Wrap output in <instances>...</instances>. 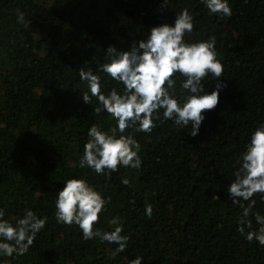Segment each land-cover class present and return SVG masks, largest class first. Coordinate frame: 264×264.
I'll return each mask as SVG.
<instances>
[{
	"label": "trees",
	"instance_id": "16d2710c",
	"mask_svg": "<svg viewBox=\"0 0 264 264\" xmlns=\"http://www.w3.org/2000/svg\"><path fill=\"white\" fill-rule=\"evenodd\" d=\"M229 2L232 16L220 18L201 0H170L163 8L162 0H0V208L13 222L26 210L46 218L27 253L0 257V264H131L137 257L141 264H264V246L238 231L249 202L233 204L227 195L240 153L264 123V0ZM184 8L194 15L185 39L215 37L224 66L226 87L199 134L161 113L151 133L125 131L140 145V169L96 175L81 168L88 128L107 130L115 121L83 102L80 69L101 75L105 93L119 89L98 71L107 47L128 50ZM213 87L205 84L206 91ZM72 176L109 198L94 227L111 231L110 221L121 218L124 251L57 222L56 193ZM253 199L252 212L264 215V199Z\"/></svg>",
	"mask_w": 264,
	"mask_h": 264
},
{
	"label": "clouds",
	"instance_id": "9594fccd",
	"mask_svg": "<svg viewBox=\"0 0 264 264\" xmlns=\"http://www.w3.org/2000/svg\"><path fill=\"white\" fill-rule=\"evenodd\" d=\"M201 2L210 14L220 18L232 16L229 0ZM169 4L170 0H162L161 7ZM25 20L21 13L18 21L24 23ZM193 29L194 15L184 8L175 15L174 22L152 26L146 38L134 40L128 50H119L110 44L104 52L106 62L99 65L98 71L122 86L119 89L113 87L105 93L101 75L91 69H80L79 78L86 85V90L81 91L83 102L94 105L95 114L107 112L115 121L107 130L96 124L88 128L89 139L79 160L81 168L86 167L96 175L118 171L119 167L140 169V145L125 131L151 133L161 113L165 121L190 129L191 136L199 134L206 111L217 106L226 83L222 80L224 66L218 58L215 37L189 42L185 37ZM209 81H214V87L206 91L205 84ZM236 163L227 195L233 204L249 202L248 207L243 208L238 231L249 243L255 240L264 246V215L252 212L254 196L260 194L264 199V123L251 132ZM121 182L129 184L127 178ZM63 183L54 202L57 222L77 225L84 240L98 238L117 245L116 252L124 251L128 236L122 235L121 218L114 217L110 221L115 226L111 231L94 227L106 210L109 198L83 177L72 176ZM152 213V205L148 204L145 214L150 218ZM250 217H254L258 225L255 230H251ZM45 225L46 218L39 217L33 210H26L13 222L5 218V210L0 208V257L25 255ZM246 228L250 230L245 233ZM142 259L137 257L131 264H141Z\"/></svg>",
	"mask_w": 264,
	"mask_h": 264
}]
</instances>
